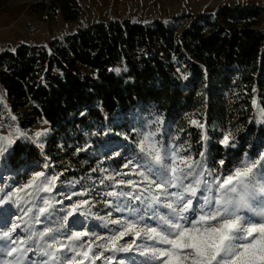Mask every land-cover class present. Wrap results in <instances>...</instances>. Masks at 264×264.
Returning a JSON list of instances; mask_svg holds the SVG:
<instances>
[{
  "label": "snow or ice",
  "instance_id": "1",
  "mask_svg": "<svg viewBox=\"0 0 264 264\" xmlns=\"http://www.w3.org/2000/svg\"><path fill=\"white\" fill-rule=\"evenodd\" d=\"M159 125L137 132L138 151L126 157L123 165L130 172L109 174L99 181L109 189L103 196L111 198L104 200L111 211L96 219L101 227L116 226L109 229L111 235L83 240L96 227L77 216L91 215L88 199L55 206L74 196H88L90 191L99 195L95 184L65 195L64 200L41 195L52 193L60 179L43 171L12 191L5 192L0 186V264H96L99 260L112 264L116 253L131 254L117 264H264V151L255 157L245 153L233 169L215 175L216 170L207 166L205 152L198 160L182 155L187 150L166 143L163 122ZM45 134L46 130L29 137L13 127L7 135H0V157L16 139L25 137L37 143ZM115 135L128 139L123 133ZM233 139L226 133L219 143L235 148ZM121 155L115 151L108 159ZM218 163L222 168L225 165L224 160ZM49 167L45 163L44 168ZM123 176L139 179L118 178ZM4 205H15L19 215L10 220L11 210ZM113 211L120 217L113 219ZM40 224L44 226L37 228ZM77 225L86 230L73 231ZM125 237L131 239L121 243Z\"/></svg>",
  "mask_w": 264,
  "mask_h": 264
},
{
  "label": "trees",
  "instance_id": "2",
  "mask_svg": "<svg viewBox=\"0 0 264 264\" xmlns=\"http://www.w3.org/2000/svg\"><path fill=\"white\" fill-rule=\"evenodd\" d=\"M49 7L65 21L82 12L78 0H51ZM263 19V6L235 5L184 14L176 24L96 21L47 44L20 43L0 51V86L18 126L26 129L43 118L54 131L53 147L90 120L105 121L139 103L179 116L197 101L205 83L229 87V73L236 68L247 110L254 94L264 110ZM261 133L264 138V127ZM209 151L211 165L220 167V160L226 164L227 154L240 149L213 142ZM37 156L36 147L17 140L6 159L16 168Z\"/></svg>",
  "mask_w": 264,
  "mask_h": 264
},
{
  "label": "rangeland",
  "instance_id": "3",
  "mask_svg": "<svg viewBox=\"0 0 264 264\" xmlns=\"http://www.w3.org/2000/svg\"><path fill=\"white\" fill-rule=\"evenodd\" d=\"M51 0H0V51L13 49L20 43L29 44H47L55 38H62L64 35L74 32L78 27L87 25L96 21H107L109 19H130L143 23H150L155 19L175 23V19L184 14L196 15L199 13H214L222 7L235 5H259L264 7V0H213L205 6L189 7L184 10L174 12L169 16H145L132 14L120 9L114 11L113 6L108 4L101 7V0H78L82 12L75 21H65L58 9L49 7ZM123 5L121 4L120 7ZM51 9V10H50ZM187 23L186 20L181 22ZM264 26V19L260 25ZM240 69H233L229 75L233 78L229 87H223L221 84L210 86V82L198 90L197 101L187 109L181 112L179 116H170L166 111H162L156 104L139 103L126 111H117L105 121L92 119L87 125L81 126L76 134L68 138L59 137L55 147L49 144L53 135V130L43 119H38L37 123L29 128L21 129L17 123V117L14 115L6 103L4 90L0 86V135H7L8 132L18 126L27 136L32 137L36 132H45L46 134L39 138L37 143L32 140L20 137L15 140L22 141L30 146L36 147L38 156L32 160H24L18 167L12 168L7 159V154L11 147L0 157V186L4 191H12L16 187L23 186L31 176L37 171H43L47 175H58L57 188L50 194L41 195L55 196L57 200H64V196L71 192H79L84 188L95 184L96 190L100 193L89 192L88 196H74L72 201L64 200V205L56 204L57 208L70 205L73 201L88 199L91 206V215L78 216L80 221L95 225L92 228V234L84 237L85 242L92 240L94 236L111 235L109 229H114L115 225H108L107 228L101 227V221L96 216H107L111 211L104 203L105 199L110 197L103 196V192L109 189L99 181L104 176L115 174L116 172H130L131 169L124 168L127 162L126 157L137 152L136 142L139 137L137 132L149 131L158 128L159 121L163 122V138L168 144L178 146L180 149H186L182 155H190L192 159H200V153H206L207 166L215 169V175H221L223 172L233 169L243 159L244 154L248 153L250 157H255L261 151H264V138L262 129L264 127V115L259 99L254 94L251 99V109L247 110L242 102L241 87L238 85ZM213 83L217 78L211 80ZM253 101L256 103L253 104ZM220 114L215 116V113ZM11 116H15L13 121ZM210 119V122L208 121ZM156 121V123H153ZM203 125V128L197 124ZM252 123L254 125H252ZM254 127V128H252ZM111 128L112 131L105 135V132ZM123 133L128 136L125 140L123 136H117L115 133ZM196 132L197 138L194 137ZM226 133H231L235 143V149L238 154L228 153L230 158L225 166L213 167L209 161L211 143H219ZM113 145L108 150L109 145ZM114 145H120L117 148ZM83 149L77 151V149ZM121 151L122 155L108 159L113 152ZM45 163L49 168H44ZM95 169V171H93ZM122 179L138 180L136 176L118 177ZM75 183L73 186L72 182ZM111 182L105 181V184ZM2 194V193H0ZM11 210L10 220H14L19 215L15 205H4ZM119 212H112V218L120 217ZM43 219V218H42ZM71 219V218H70ZM44 225H36L42 228ZM73 231H84L86 229L77 225ZM19 231V230H18ZM63 239V237H58ZM131 237H125L121 243L130 240ZM31 255V254H30ZM112 255L105 253V256ZM131 255L130 253H116L117 259L112 264H117V260ZM96 264H104L103 260L96 261Z\"/></svg>",
  "mask_w": 264,
  "mask_h": 264
},
{
  "label": "bare ground",
  "instance_id": "4",
  "mask_svg": "<svg viewBox=\"0 0 264 264\" xmlns=\"http://www.w3.org/2000/svg\"><path fill=\"white\" fill-rule=\"evenodd\" d=\"M211 1L213 0H101V7L110 4L118 12L122 9L145 16H169L185 8L205 6Z\"/></svg>",
  "mask_w": 264,
  "mask_h": 264
}]
</instances>
